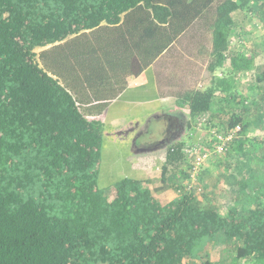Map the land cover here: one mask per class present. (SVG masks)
Returning a JSON list of instances; mask_svg holds the SVG:
<instances>
[{
    "label": "trees",
    "instance_id": "obj_1",
    "mask_svg": "<svg viewBox=\"0 0 264 264\" xmlns=\"http://www.w3.org/2000/svg\"><path fill=\"white\" fill-rule=\"evenodd\" d=\"M215 1L0 0V264H187L203 260L211 245H225L228 255L201 264H264V173L250 166L253 158L264 162V155L253 157L264 141L249 138L264 126V73H252L264 50H232L233 14L264 22V0L219 1L213 79L178 99L192 119L209 113L213 124L217 92L220 105L248 110L237 83L239 73H252L247 96L262 102L253 103L258 116L231 113L219 127L241 125L239 138L214 155L234 205L223 213L188 189L187 142L166 153L178 171V197L168 204L137 181L117 182L111 199L98 183L103 124L87 117L103 114L127 79L168 52Z\"/></svg>",
    "mask_w": 264,
    "mask_h": 264
},
{
    "label": "crops",
    "instance_id": "obj_2",
    "mask_svg": "<svg viewBox=\"0 0 264 264\" xmlns=\"http://www.w3.org/2000/svg\"><path fill=\"white\" fill-rule=\"evenodd\" d=\"M168 52L164 53L147 69L137 75L130 76L127 79L128 86L126 89H124L116 99L112 100L107 105L104 113L99 116H92V120L101 121L104 129L106 130L105 133L114 132L119 128H122V125L127 123V121H129L134 114L139 115L146 112H153L162 107L165 110L168 109L174 113L177 109L184 110L182 109V105H178V102H180L178 100L179 95L174 96L175 100H172L173 96L171 94H163L158 83L155 65ZM252 71V73L255 74L264 73V54H260L255 59ZM216 75L220 76V70L216 73ZM216 95L217 99L215 103L217 104L214 105V114L217 113L216 109L220 110V92H217ZM254 99L256 102L259 98L254 96ZM143 108L147 109L144 110ZM185 110L186 113H190L188 109ZM211 115L212 114L208 113L200 116V118H203L204 116H208L209 118ZM196 119L197 118L193 119L192 124H194ZM254 119L252 121H254ZM192 130L194 133H192L193 135H190ZM202 134V131L195 129L194 124L193 128L190 129L187 134V137L189 135L192 140L189 139L187 142H196L199 138H202ZM107 136L108 135L103 138L102 146L106 149L105 155L110 160L106 159L105 168L102 173L98 168V183L101 188L108 191L110 199L115 197L113 187L117 182L123 179L140 182L146 189L149 190L152 197L159 201L162 205L168 204L178 197V192L175 189V185L177 184L172 179L174 173L178 171L174 166L167 162L166 153L168 150L155 155H134L131 153L128 143H122L119 142L117 138L112 139ZM249 138L250 141L256 138L257 141L263 142L264 126L258 127L257 129L255 128L249 135ZM183 142L186 143L185 140H183ZM247 146L250 147V144ZM259 149H261V152H264V145L258 147V149L254 151V156L264 155V153L260 154ZM218 159H220V157H213L202 169L200 181L205 190L201 195L202 197L198 198L205 205L214 204L217 207L220 205V160L218 161ZM250 161V166H252L255 172H260L256 162L261 161V159L253 158ZM216 170L218 177H215ZM179 171H184V169ZM182 177L183 176L181 175L180 179L183 183L184 177ZM227 190H229L228 184L225 185V192Z\"/></svg>",
    "mask_w": 264,
    "mask_h": 264
},
{
    "label": "rangeland",
    "instance_id": "obj_3",
    "mask_svg": "<svg viewBox=\"0 0 264 264\" xmlns=\"http://www.w3.org/2000/svg\"><path fill=\"white\" fill-rule=\"evenodd\" d=\"M219 1L220 0H216L214 6L209 9V11L206 12L182 37H180L177 42L173 45V47L169 50V52L165 56H163L160 61L155 65L158 83L162 89V92L163 94H171L173 96L172 100H175L174 96L180 95L186 90L204 89L208 87L213 79L214 75L208 71L207 67L211 61V24L214 20L215 7L219 3ZM233 17L237 25L238 34H236L232 38L234 43L232 45V50L234 49L235 51L237 50L241 52L244 51L246 54L249 55L253 52H262L264 50V22L262 21V19L253 16L252 14L247 15L243 11H239L233 14ZM42 50L44 49H37V53ZM230 67V60H228L225 64L224 70L227 71L230 69ZM134 70L135 72H137L138 67L136 66ZM238 76V93L240 94L241 98L245 97V102H247V104L244 105L248 107V110L245 111L243 106L239 104H221V110H217V113L214 114L215 117L213 116L214 120H212V122L215 126L217 125L219 127V125L221 124L225 126V124L227 123V119L231 116V113L233 112H240L244 117H247L249 121L253 120L254 118H256V116H258V106L253 105V103L255 102L254 97H252L251 95L250 97L247 96V94H249V85L252 81L255 82L252 73H239ZM256 102L259 104V106L260 104H262V102H259V99ZM178 105H182V109H184L182 111L186 112L185 109H187V106L184 105L183 102H178ZM143 109L146 110L147 108ZM87 118L92 120V116H88ZM98 121L101 122L100 120ZM129 121H132V119H129ZM194 124H192V128ZM103 130L106 131L104 127ZM192 133H194L193 130L191 131L190 135ZM189 139H191L189 136L184 138L186 142L189 141ZM260 150L261 149H259L260 154L264 153ZM105 151L106 149L102 146L100 149L102 160L101 163H99L98 165V168L100 169L101 173L105 168L104 166L106 163V159H109L105 155ZM256 163L258 169H260V172H258V174L264 173V162L257 161ZM223 170L224 168L220 166L219 208L224 213V211L227 207H229V205L234 204L230 202L231 196L229 194V191L227 190L225 192V185L228 183L225 181L226 171L223 172ZM216 172L217 170L215 171V177H218ZM201 195H198L197 197H202ZM225 248V245H220V248L212 247V245L208 246V248H205V250L201 254L202 259H209L213 263H218L220 262V260L224 259L228 255ZM203 260H200L197 257L194 258L192 261H189V263L187 264H201ZM239 264L248 263L241 262Z\"/></svg>",
    "mask_w": 264,
    "mask_h": 264
},
{
    "label": "flooded vegetation",
    "instance_id": "obj_4",
    "mask_svg": "<svg viewBox=\"0 0 264 264\" xmlns=\"http://www.w3.org/2000/svg\"><path fill=\"white\" fill-rule=\"evenodd\" d=\"M171 113L174 112L168 109L165 110L162 107L153 112L139 115L134 114L130 118L132 121H127V123L122 125V136L115 137L119 142L128 143L129 149H131L133 141L139 148L149 147L154 142L164 139L169 145H172L187 129L188 132L190 131L193 119L190 113H186L180 109H177L174 115H171ZM170 126L173 129L170 128V131H168L167 128ZM112 132H109V134ZM105 136L106 134L103 130V138ZM107 137L114 139V137L110 135Z\"/></svg>",
    "mask_w": 264,
    "mask_h": 264
},
{
    "label": "built area",
    "instance_id": "obj_5",
    "mask_svg": "<svg viewBox=\"0 0 264 264\" xmlns=\"http://www.w3.org/2000/svg\"><path fill=\"white\" fill-rule=\"evenodd\" d=\"M208 119L205 116L196 119L195 129L203 132L202 138H199L196 142H187L183 149L189 165H191L190 177L186 181L187 187L188 189H193L197 196L204 192V187L198 181L201 170L214 155L226 154L230 143L239 138L241 131V125L223 130L209 123Z\"/></svg>",
    "mask_w": 264,
    "mask_h": 264
},
{
    "label": "water",
    "instance_id": "obj_6",
    "mask_svg": "<svg viewBox=\"0 0 264 264\" xmlns=\"http://www.w3.org/2000/svg\"><path fill=\"white\" fill-rule=\"evenodd\" d=\"M171 115H173V113H171ZM130 123H132V122H130ZM170 128H172V127L170 126L169 128H167L168 131H170ZM122 131H123L122 128H119L118 130H116L110 134L109 133H105V134L113 136L114 138H116L115 136H119V137L122 136ZM187 134H188V129L186 130V132L183 133L182 136L178 137L176 139L175 143L172 145H169V143H167L166 140L164 139V140L154 142L149 147L139 148V147H137V145L133 141L130 151L134 155H155V154L169 150L170 148H172L177 143L183 142L184 138L187 137Z\"/></svg>",
    "mask_w": 264,
    "mask_h": 264
}]
</instances>
